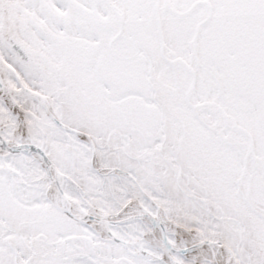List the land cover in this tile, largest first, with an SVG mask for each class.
Instances as JSON below:
<instances>
[{
	"label": "snow or ice",
	"instance_id": "obj_1",
	"mask_svg": "<svg viewBox=\"0 0 264 264\" xmlns=\"http://www.w3.org/2000/svg\"><path fill=\"white\" fill-rule=\"evenodd\" d=\"M0 264H264V0H0Z\"/></svg>",
	"mask_w": 264,
	"mask_h": 264
}]
</instances>
